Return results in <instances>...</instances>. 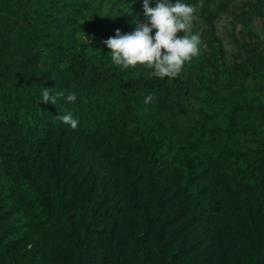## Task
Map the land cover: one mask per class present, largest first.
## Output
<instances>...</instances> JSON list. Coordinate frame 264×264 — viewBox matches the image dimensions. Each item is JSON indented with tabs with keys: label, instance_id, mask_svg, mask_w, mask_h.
<instances>
[{
	"label": "trees",
	"instance_id": "obj_1",
	"mask_svg": "<svg viewBox=\"0 0 264 264\" xmlns=\"http://www.w3.org/2000/svg\"><path fill=\"white\" fill-rule=\"evenodd\" d=\"M216 1L219 0H187V3L197 7L200 2L201 13L211 18V5ZM31 3L22 0L15 6V11L23 23L20 32L33 37L42 21L40 12ZM44 44L50 49H60L53 42ZM90 65L91 59L84 57L82 51L70 53L68 65L61 70L63 77H68L63 92L75 91L77 99L69 104L58 97L59 107L39 101L42 87L32 84L39 79V74L27 78L0 65V170L4 174L23 173L22 167L32 158L24 146L40 155L42 147L54 137L73 131L87 137L98 149L111 150L113 166L116 165L129 184L128 189L124 185L121 194L129 205L125 202L123 208H116L121 189L105 200L102 196L94 200L89 193L86 200L79 201L78 193L70 190L66 180L58 179L50 190L45 184L31 183L27 178V205L42 218L40 227H52L60 235V242L74 245L82 259L86 256L83 248H90L87 253H92L94 248L103 251V248H125L127 241L122 230L119 232L115 226L117 233L114 235L118 238L111 236L109 240L107 225H114L119 216L136 207L147 221L143 234L147 245L142 248H152L149 244L157 222L160 231L166 232L159 241L163 242L170 235L165 245L174 248L169 254H163L161 250L166 246H157L154 256L146 249L148 253L140 256L147 264L152 257L156 264H204L189 262L192 256L189 248H199V245L205 248L206 257L200 252L205 264H232L228 256L237 258V252H225L223 248H246L249 245H245V240L238 238L233 231L227 234L225 213L232 205L249 218L262 215L264 219L261 204L251 203L247 192L242 190V183L246 182L261 186L264 173L247 176L245 168L249 163L244 153L235 147L234 137L244 119L251 114L264 123V110L255 107L253 112L245 113L240 104L234 103L228 113H223L222 123L201 134H189L186 131L190 120L186 106L189 95L178 87V76L160 79L154 75L130 76L127 72H120L113 84L105 86L78 79L80 74L74 69L83 71ZM12 79L18 81L12 84ZM57 90L52 92H62ZM149 93L153 100L145 104L144 97ZM66 112L79 118L75 129L59 120L60 113ZM9 141L21 145L22 149L11 150L5 145ZM260 163L264 164V160ZM54 166L56 170L59 168L57 162ZM83 187L81 184L79 189ZM109 200L114 202V208L107 206ZM262 225L264 227V221ZM192 226L200 231V237L198 235L194 241L189 240L188 235ZM75 235L80 236V242H73ZM225 235L232 239L229 246ZM260 242L259 249L241 256L245 264H263L262 235Z\"/></svg>",
	"mask_w": 264,
	"mask_h": 264
},
{
	"label": "rangeland",
	"instance_id": "obj_2",
	"mask_svg": "<svg viewBox=\"0 0 264 264\" xmlns=\"http://www.w3.org/2000/svg\"><path fill=\"white\" fill-rule=\"evenodd\" d=\"M219 1L211 5V18L201 13L198 2L187 30L189 34L198 33L200 36L199 54L186 61L177 75L178 87L189 95L186 100L190 115L186 131L189 134H201L222 123L223 113H228L234 103L240 104L245 113L253 112L255 107L264 110V0ZM21 2L0 0V65L27 78L39 74V79L32 84L49 87L50 92L57 89L63 92L68 77H63L61 70L68 65L71 52L77 54L81 51L84 57L91 59V65L83 71L79 68L74 71L85 83L109 86L120 72H127L130 76L152 75L153 70L143 65L128 69L113 65L108 53L110 49L103 43L115 35L116 29H120L122 34L131 32L135 27L132 22L134 16L138 22H146L142 0H30L40 12L42 21L33 37L20 32L23 23L15 6ZM127 5L133 10L132 15L124 12L115 17L105 16L115 15ZM154 5L155 0H150L149 6ZM44 42H53L60 49H50ZM105 51L109 55H103ZM17 81L12 79L10 83ZM49 103L53 107L60 106V103ZM234 140L235 147L244 153L249 163L245 168L247 176L264 173V164L260 163L264 160V123L261 119L252 114L247 116ZM5 145L11 150L22 149L15 142L9 141ZM24 149L32 158L28 165L22 167L23 173L10 176L0 170V264H147L141 257L142 253H148L146 249L154 256L157 246H166L170 235L160 242L166 232L160 231L157 222L149 244L152 248H142L147 245L143 238L147 221L146 216L134 206L135 209L128 214L119 216L114 225H107L109 240L111 236L118 238L114 235L117 233L115 226L119 232L122 230L127 241L125 248H103L104 251L94 248L92 253H87L90 248H83L86 256L80 259L78 249L74 245H63L60 235L52 227H40L42 218L27 205V178L31 183L45 184L50 190L58 179L66 180L70 190L78 193L79 201L86 200L89 193L94 200L99 196L105 200L121 189L120 199L115 197L120 200L115 203L116 208H123L126 203L129 205L121 195L129 184L116 165L113 166L112 151L98 149L77 132L68 131L54 137L42 147L40 155L27 146ZM55 162L59 165L57 170ZM60 171L62 174L58 177ZM81 184L84 187L79 189ZM242 190L247 192L251 203L261 204L264 212V183L261 186L242 183ZM113 204V201L107 202L109 207ZM238 209L231 205L230 211L225 213L226 232L230 234L233 231L249 247L223 248V251L237 252V258L228 256L232 264H245L241 256L262 246L260 237H264V219L262 215L249 218ZM199 233L197 227L192 226L189 240H197ZM226 239L229 246L232 239ZM80 240V236L75 235L73 242ZM171 249L174 248L166 246L161 252L169 254ZM189 249L192 251L190 263L205 264L204 257L200 255L201 252L206 257L205 248L199 245V248ZM152 258L148 264H156Z\"/></svg>",
	"mask_w": 264,
	"mask_h": 264
},
{
	"label": "clouds",
	"instance_id": "obj_3",
	"mask_svg": "<svg viewBox=\"0 0 264 264\" xmlns=\"http://www.w3.org/2000/svg\"><path fill=\"white\" fill-rule=\"evenodd\" d=\"M149 5L150 0H142L146 22H138L134 16L132 22L135 27L131 32L122 34L120 29H116L115 35L103 43L110 49L108 53L113 65L121 69L143 65L151 68L155 77L171 79L181 72L186 61L199 54V34H189L187 31L194 19L196 7L185 0H155L154 6ZM124 12L132 15L133 10L128 6L115 15L105 16L115 17ZM178 32L182 34L177 35ZM49 89L42 86L39 101L57 104V98L62 97L70 104L77 99L75 91L53 93ZM152 100L151 93L144 97L145 104ZM58 118L72 129L79 123V118L72 112L60 113Z\"/></svg>",
	"mask_w": 264,
	"mask_h": 264
}]
</instances>
